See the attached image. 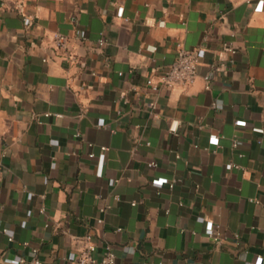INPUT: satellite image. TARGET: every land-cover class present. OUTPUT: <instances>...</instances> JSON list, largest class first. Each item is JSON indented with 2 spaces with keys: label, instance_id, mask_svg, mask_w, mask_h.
I'll list each match as a JSON object with an SVG mask.
<instances>
[{
  "label": "crops",
  "instance_id": "crops-1",
  "mask_svg": "<svg viewBox=\"0 0 264 264\" xmlns=\"http://www.w3.org/2000/svg\"><path fill=\"white\" fill-rule=\"evenodd\" d=\"M177 45L195 81L151 90ZM85 235L264 264V0H0V264H76Z\"/></svg>",
  "mask_w": 264,
  "mask_h": 264
},
{
  "label": "built area",
  "instance_id": "built-area-1",
  "mask_svg": "<svg viewBox=\"0 0 264 264\" xmlns=\"http://www.w3.org/2000/svg\"><path fill=\"white\" fill-rule=\"evenodd\" d=\"M26 25L30 24L29 18H23ZM53 46L55 49H62L66 45V38L60 34H56L52 38ZM98 45H102L99 41ZM199 64L198 53L192 50H186L181 46L177 45L175 58L171 65L165 69L159 76L157 82H153L151 79L146 81V85L150 87L151 90L156 91L159 87L165 89H172L176 86H190L195 81L197 75V66ZM208 87V84L206 83ZM214 106V105H213ZM236 124V123H235ZM236 141L233 142L232 146L236 147ZM104 151L105 149L102 148ZM149 167H155L154 162H149L147 164ZM232 166V165H231ZM173 187V182L168 183V188ZM115 200L119 198L114 197ZM106 208L100 207L98 211L100 213L104 212ZM41 212L43 210L41 209ZM100 222V220H99ZM119 231V229L117 230ZM1 232L6 234V230L2 229ZM207 239L213 244H219L222 240V235L217 228H212L208 231L206 235ZM7 241L11 242L12 239L7 237ZM83 247L80 250L77 258L76 264H115V256L109 245L105 246L100 253L99 257L94 256L95 246L92 242L90 235H85L82 238ZM26 245V244H25ZM32 253L35 254L36 250L33 249ZM260 258L258 257V260ZM22 263L23 260H19ZM30 264H41L36 258L32 259Z\"/></svg>",
  "mask_w": 264,
  "mask_h": 264
}]
</instances>
